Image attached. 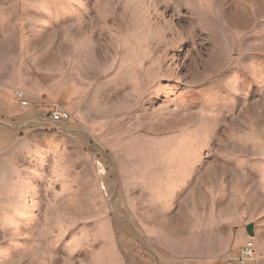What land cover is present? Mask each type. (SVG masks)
Masks as SVG:
<instances>
[{
    "label": "rangeland",
    "instance_id": "374dc122",
    "mask_svg": "<svg viewBox=\"0 0 264 264\" xmlns=\"http://www.w3.org/2000/svg\"><path fill=\"white\" fill-rule=\"evenodd\" d=\"M18 49L70 118L0 171V264H264V0H0Z\"/></svg>",
    "mask_w": 264,
    "mask_h": 264
},
{
    "label": "crops",
    "instance_id": "0c3cea01",
    "mask_svg": "<svg viewBox=\"0 0 264 264\" xmlns=\"http://www.w3.org/2000/svg\"><path fill=\"white\" fill-rule=\"evenodd\" d=\"M15 42L19 48L20 40ZM31 54L28 49H18L6 52L5 58L0 50V171H17L13 193L23 200L32 185L30 175L36 168L37 149L40 159L46 153V145L50 146V129L64 121L53 119L49 110L65 109L62 100L67 97V89L60 85V80L55 78V82L50 83L49 72L32 66L28 61ZM9 58L14 60L11 66L4 60ZM17 91L23 92L22 98ZM22 99L26 103H22ZM40 166L38 164L37 168ZM6 176L10 178L11 174L6 173ZM237 257L233 258L238 261ZM238 264L247 263L238 261Z\"/></svg>",
    "mask_w": 264,
    "mask_h": 264
},
{
    "label": "built area",
    "instance_id": "2783aa9c",
    "mask_svg": "<svg viewBox=\"0 0 264 264\" xmlns=\"http://www.w3.org/2000/svg\"><path fill=\"white\" fill-rule=\"evenodd\" d=\"M17 95L22 98L23 92L17 91ZM22 103H26V100L22 99ZM49 113L50 116L55 120H67L70 118V113L67 110L61 109L59 107L50 109ZM237 259L241 263H247L248 261L254 259L256 261L254 264H258L251 242H247L239 248Z\"/></svg>",
    "mask_w": 264,
    "mask_h": 264
},
{
    "label": "water",
    "instance_id": "95a60500",
    "mask_svg": "<svg viewBox=\"0 0 264 264\" xmlns=\"http://www.w3.org/2000/svg\"><path fill=\"white\" fill-rule=\"evenodd\" d=\"M246 231L249 235L253 236L254 230H253V223H249L246 226Z\"/></svg>",
    "mask_w": 264,
    "mask_h": 264
}]
</instances>
